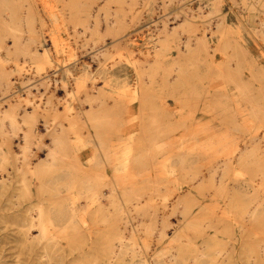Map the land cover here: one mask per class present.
Listing matches in <instances>:
<instances>
[{
	"label": "bare ground",
	"instance_id": "obj_1",
	"mask_svg": "<svg viewBox=\"0 0 264 264\" xmlns=\"http://www.w3.org/2000/svg\"><path fill=\"white\" fill-rule=\"evenodd\" d=\"M107 1L0 0V264H264V231L251 239L264 205L251 196L247 151L234 157V146L222 173L206 155L197 167L199 149L228 134L142 133L121 116L125 80L116 72L124 62L137 70L138 30ZM239 2L199 6L220 11L221 34L232 29L222 5ZM193 33L173 46L177 57L210 53L205 29L196 46ZM201 165H212L219 196L202 191ZM132 210L152 223L127 240ZM66 230L70 240L57 237Z\"/></svg>",
	"mask_w": 264,
	"mask_h": 264
},
{
	"label": "rangeland",
	"instance_id": "obj_2",
	"mask_svg": "<svg viewBox=\"0 0 264 264\" xmlns=\"http://www.w3.org/2000/svg\"><path fill=\"white\" fill-rule=\"evenodd\" d=\"M110 1H107L106 5H121L126 17L132 18L138 30L135 39L137 70H133L124 62L120 71L116 72V75L125 80L121 116L124 119L133 116L137 125L135 130L142 133L159 130L171 134H228L229 137L200 148V158L194 165L198 167L197 162L203 160L206 155L212 158V163L218 167L217 172L222 173L223 164L220 161L235 146L234 157L244 152L243 154L247 153L252 159V166L249 165L251 196L255 203L259 201L264 205V25L256 26L261 20L264 22V0H255V4L249 5L237 0L239 3L232 6L233 10L224 3L221 11L230 15L228 21L232 29H224L222 35L214 27L220 11H214L212 5L199 6V0H180L171 4H165L163 0ZM131 7L133 11L130 10ZM128 10L131 13H128ZM183 13L187 14V17L190 15V18L183 20ZM254 13L256 16L252 21L249 15ZM165 15L169 16L170 20L163 26ZM175 28L177 35L173 34L172 29ZM203 29L206 33L204 38L209 44V54L214 53V57L210 59L209 54L203 52L199 55L196 52L183 53L177 57L173 48L176 42L185 41L194 31L190 38L193 46H196L195 43ZM112 54L106 61L107 66L115 60ZM163 60L166 61L162 65ZM187 63L197 65L193 68ZM173 64L180 69H171ZM163 68L165 71L162 72ZM210 167L212 165H201L199 168L205 176L201 188L203 192L219 196L222 194L221 187L207 178V170ZM175 174L174 170L170 177L175 178ZM228 180L229 178L226 182ZM175 193L176 190L169 195V200ZM131 212L134 213L133 210ZM132 216L133 224L125 227L124 238L127 240L131 230H142L145 223H152L146 215ZM120 224L122 226V223ZM155 224L159 229L160 222ZM251 228V239L260 236L264 231V217L254 219ZM60 235L57 237L65 236L70 240L72 231L66 230ZM63 244L66 245L67 242Z\"/></svg>",
	"mask_w": 264,
	"mask_h": 264
}]
</instances>
